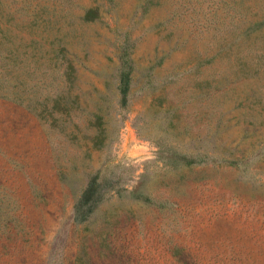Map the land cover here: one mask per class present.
Segmentation results:
<instances>
[{
    "label": "rangeland",
    "instance_id": "1",
    "mask_svg": "<svg viewBox=\"0 0 264 264\" xmlns=\"http://www.w3.org/2000/svg\"><path fill=\"white\" fill-rule=\"evenodd\" d=\"M0 264H264V0H0Z\"/></svg>",
    "mask_w": 264,
    "mask_h": 264
},
{
    "label": "trees",
    "instance_id": "2",
    "mask_svg": "<svg viewBox=\"0 0 264 264\" xmlns=\"http://www.w3.org/2000/svg\"><path fill=\"white\" fill-rule=\"evenodd\" d=\"M84 16H85V18H91L94 15H93L91 9H87ZM258 22H260V21H258ZM253 23H255V21ZM245 30L248 31L250 29L245 28ZM130 79H131V75H130L129 69L126 67H121L119 70V73H118L117 84H116V88H117L118 93H119V102L120 103H124L126 100V95H127L128 89H129ZM98 127H101V126L98 124ZM100 129H103V128L101 127ZM188 160H190V158L187 159L186 161H188ZM92 191H93V188L91 187L90 184H88L86 186V188H84V190L81 193V196H79V199L76 201L75 212L78 211L82 202L83 203L87 202V200L89 199L90 193H92Z\"/></svg>",
    "mask_w": 264,
    "mask_h": 264
}]
</instances>
